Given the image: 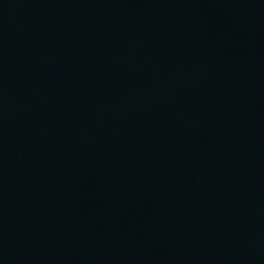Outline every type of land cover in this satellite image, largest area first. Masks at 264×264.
I'll use <instances>...</instances> for the list:
<instances>
[{
    "label": "water",
    "instance_id": "obj_1",
    "mask_svg": "<svg viewBox=\"0 0 264 264\" xmlns=\"http://www.w3.org/2000/svg\"><path fill=\"white\" fill-rule=\"evenodd\" d=\"M0 264H264V0H0Z\"/></svg>",
    "mask_w": 264,
    "mask_h": 264
}]
</instances>
